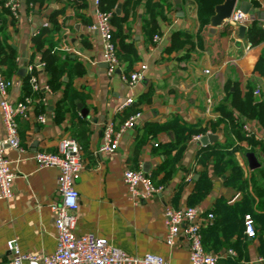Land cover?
I'll return each mask as SVG.
<instances>
[{"label":"crops","instance_id":"0c3cea01","mask_svg":"<svg viewBox=\"0 0 264 264\" xmlns=\"http://www.w3.org/2000/svg\"><path fill=\"white\" fill-rule=\"evenodd\" d=\"M240 1L236 0L234 9ZM244 1L252 9L248 27L253 24L264 30V0ZM124 2L117 1L113 10L115 14L119 6L116 16L122 15ZM154 7L158 14L154 35L159 37L155 42L147 35L146 23L148 9ZM197 9L196 0H129L126 19L120 26L124 47L120 49L118 39L114 40L121 61L112 75L106 74L102 62L99 35L88 30L94 23L93 0H45L42 6L22 0L17 18L5 16L7 43L17 53L18 66L8 79L12 83L7 94L10 102L21 99L23 79L30 74L27 66L35 64L38 82L47 84L33 38L49 26V18L55 13L59 24L53 41L55 50L78 63L83 74L71 81L74 93L67 99L61 120H55L54 111L62 91H41L39 97H45L46 103L34 105L29 119L18 121L25 153L5 148L15 179L12 197L0 200V264H11L6 248L11 239L17 241L22 253L55 252L50 205L58 199V170L38 169L32 155L58 154L63 139L74 141L80 152L82 168L74 184L78 194L74 224L77 235L106 239L129 255L151 254L169 264H189L187 243L181 233L173 245L165 244L162 211L193 207L200 220L212 215L210 222L201 227V245L205 252L219 256L217 264H264L260 223L253 221V239L245 238L242 232L243 215L256 212L257 199L250 194L252 201L245 203L237 188L227 184L228 172L221 169L219 161L204 156L214 144L226 143L228 134L243 178L253 177L260 182L257 174L264 169V156L259 146L245 152L250 146L232 136L225 120L218 123L221 117L216 108L222 104L226 88L230 87L231 92L233 86L241 97L251 90L256 101L264 99V75L254 69L262 56L264 64V39L251 46L245 36L248 27L239 39L238 27L225 22L208 33L213 9L205 24L200 23ZM175 33L180 35L182 46L169 51ZM142 64L146 70L141 81L132 87L120 81V75ZM261 68L263 72L264 66ZM62 81H67L65 75ZM126 100L129 104L122 107ZM136 112L139 118L120 134L116 149L99 152L104 127L110 125L116 132ZM42 114L46 115L45 123L38 121ZM232 116L237 118L235 112ZM244 123L254 140L264 138V129L257 121ZM199 128H206L199 136L209 134L216 139L206 145L192 141L198 136L192 131ZM4 135L0 108V138ZM246 153L254 155L257 168L248 169ZM124 170L149 174L154 185L162 186L161 192L134 203L121 181ZM228 250L232 256L226 254Z\"/></svg>","mask_w":264,"mask_h":264},{"label":"built area","instance_id":"2783aa9c","mask_svg":"<svg viewBox=\"0 0 264 264\" xmlns=\"http://www.w3.org/2000/svg\"><path fill=\"white\" fill-rule=\"evenodd\" d=\"M22 0H8L4 7L8 9L10 16L17 18ZM94 23L88 27L89 31L99 35L102 45V62L105 65L107 75H112L118 68L116 57V47L112 42V28L110 24V13L101 12L99 1L93 0ZM252 20L249 14H244L234 9L230 16L224 21L232 27L242 26L247 28ZM153 41L159 37L154 35ZM44 66V64H41ZM146 66L139 65L137 69L127 75H120V81L127 87H132L142 80ZM27 72H33V66H27ZM208 71H205L207 74ZM11 81L7 80L2 74L0 65V108L5 135L0 138V200L12 197V184L15 173L10 168V162L5 156V148H10L20 154L25 153L21 145L18 133V121L29 119L31 109L36 104L46 103L45 97L25 96L17 102H10L7 99ZM30 84L33 94L43 91L50 94L47 84H40L36 76L32 75ZM126 100L122 107L127 106ZM139 113H134L120 126L115 132L110 125L103 129L102 143L99 152L111 153L118 144L120 134L128 128L134 126ZM236 119V117H234ZM41 123L46 122V115L38 117ZM241 131L244 136H252L250 127L243 123ZM201 136H194L192 141H198ZM264 144V138L260 139ZM38 169L55 168L58 170L57 176V195L58 199L50 205V210L54 216V226L56 231V249L51 255H33L22 253L15 239L7 241L6 248L11 255V264H169L165 259L144 254L141 256L129 255L114 247L110 242L103 238H97L92 234L77 235L74 232L76 220V210L78 207V194L74 184L79 177L81 166L80 152L74 141L63 139L59 144V153L36 152L32 155ZM121 181L125 185L129 195L137 201L144 200L150 195L160 193L162 186L154 185L150 175L141 170H124L121 174ZM162 217L165 224L164 242L166 245H173L176 237L181 233L188 247L189 264H217L218 255L207 253L201 245V227L208 224L212 219L209 213L202 220L199 219L197 209L187 207L183 209L164 208ZM243 235L245 238L255 237L254 224L249 214L242 218ZM227 255H233L228 250Z\"/></svg>","mask_w":264,"mask_h":264},{"label":"trees","instance_id":"16d2710c","mask_svg":"<svg viewBox=\"0 0 264 264\" xmlns=\"http://www.w3.org/2000/svg\"><path fill=\"white\" fill-rule=\"evenodd\" d=\"M8 0H0V65L3 68L2 74L8 80L17 72V63L16 57L17 53L12 49V47L7 43L6 39V15H10L8 9L4 7L5 3ZM31 4H38L42 6L45 0H26ZM99 9L101 12L110 13V24L114 27V31L111 33L112 42L114 43L115 39H118L119 48L124 47L123 36L121 35V24L125 21L127 10L126 7L129 4V0H125L122 5V15L116 16L113 12L115 5L118 0H98ZM198 9L197 16L201 24H205L208 17L212 14L213 6L218 4L219 0H196ZM156 8L148 9V20H147V35L152 38L156 33V23L155 17L158 15L155 12ZM160 15V14H159ZM57 13L53 14L49 18V26L44 27L41 31L33 38V46L35 53L40 54L39 63L44 64L43 70L47 76V85L53 92L62 91V98L57 102L56 109L54 111L55 120H61L62 114L65 112V106L67 99L70 94L74 93L71 86V81L74 77L80 76L83 74V69L79 66L78 63L70 60L68 56L63 55L55 50L54 36L59 31V24L56 20ZM247 42L253 46L259 43L264 39V30L255 27L253 24L248 27L246 31ZM180 35L175 33L171 37V43L168 48L169 51L178 49L182 46V42L179 41ZM116 57L118 62L121 61V56L119 51L116 50ZM263 59L257 62L255 70L264 75L261 68L264 66ZM33 64V63H32ZM33 72L24 77L22 83V97L25 96H41L42 92L33 94L30 84V78L32 75L36 76L37 68L33 64ZM67 77V81L63 82L62 77ZM229 88H226L225 98L222 101V104L218 105L216 110L220 114V119L218 123H221L225 120V126L229 128V132L232 136L238 141H244L251 149L246 150L245 152H251L255 146H259L260 153L264 156V144L260 141H256L253 137H245L241 131V125L245 121L255 120L260 126L264 129V99L257 100L253 96L252 91L249 90L242 97L240 96L236 86H233V90L229 92ZM235 112L237 118L234 119L232 113ZM210 132L213 131V127L210 126ZM193 134L203 135L206 132V128H199L192 131ZM190 138V134L187 135L186 139ZM230 136L227 134L226 143L222 145L214 144L210 150L204 154L205 157L212 156L213 159L219 161L222 166V170L228 172L227 184L237 188L241 193L242 197L245 199V203L252 198L257 199L256 212L252 211L249 215L253 221L260 223V236L264 234V169L258 170L257 177L260 179V182L254 180L253 177H250L248 180L243 178L242 171L237 165L236 160L234 159V151L236 148L232 149V140H229ZM203 156V157H204ZM167 175V174H166ZM250 185V192H247V188ZM254 224V222H253ZM260 237V238H261ZM260 243H263L260 241Z\"/></svg>","mask_w":264,"mask_h":264},{"label":"water","instance_id":"95a60500","mask_svg":"<svg viewBox=\"0 0 264 264\" xmlns=\"http://www.w3.org/2000/svg\"><path fill=\"white\" fill-rule=\"evenodd\" d=\"M235 2L236 0H222L221 3L213 7V14L210 16L208 22L209 25V29L207 30L208 33H213L215 29L221 27L222 23L230 16L231 12L233 11ZM118 9L119 6L116 7L115 14H118ZM236 10L244 14H248L249 12H252L249 3L244 0L239 2L238 6L236 7ZM244 31L245 28L242 26H239L237 28L239 39L242 38ZM21 72H24V69H22ZM215 139L216 136L208 134L200 137L199 143L201 145H206L207 143H212ZM244 157L248 169L253 170L258 167L256 159L252 153H246Z\"/></svg>","mask_w":264,"mask_h":264}]
</instances>
